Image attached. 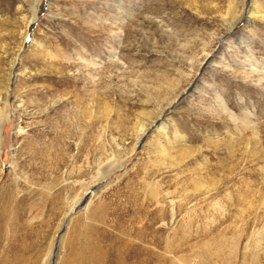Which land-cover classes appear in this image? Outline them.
<instances>
[{"label": "rangeland", "instance_id": "374dc122", "mask_svg": "<svg viewBox=\"0 0 264 264\" xmlns=\"http://www.w3.org/2000/svg\"><path fill=\"white\" fill-rule=\"evenodd\" d=\"M0 264H264V0H0Z\"/></svg>", "mask_w": 264, "mask_h": 264}]
</instances>
